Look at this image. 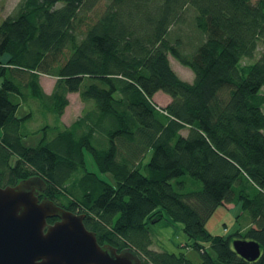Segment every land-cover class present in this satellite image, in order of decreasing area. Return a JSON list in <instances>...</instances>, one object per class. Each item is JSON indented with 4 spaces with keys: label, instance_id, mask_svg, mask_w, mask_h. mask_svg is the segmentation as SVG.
I'll return each mask as SVG.
<instances>
[{
    "label": "trees",
    "instance_id": "1",
    "mask_svg": "<svg viewBox=\"0 0 264 264\" xmlns=\"http://www.w3.org/2000/svg\"><path fill=\"white\" fill-rule=\"evenodd\" d=\"M41 75L56 79L49 94ZM263 87L264 0H20L0 23V186L41 178L43 196L142 264H193L151 249L163 219L199 264H264ZM74 93L87 110L68 126L30 131V113L17 116L36 100L62 116ZM228 205L252 226L212 235ZM237 239L259 259L239 257Z\"/></svg>",
    "mask_w": 264,
    "mask_h": 264
},
{
    "label": "water",
    "instance_id": "2",
    "mask_svg": "<svg viewBox=\"0 0 264 264\" xmlns=\"http://www.w3.org/2000/svg\"><path fill=\"white\" fill-rule=\"evenodd\" d=\"M45 190L39 177L0 186V264H142L130 248L100 246L84 225L85 214L57 206ZM232 249L248 262L261 255L254 241L234 240Z\"/></svg>",
    "mask_w": 264,
    "mask_h": 264
},
{
    "label": "rangeland",
    "instance_id": "3",
    "mask_svg": "<svg viewBox=\"0 0 264 264\" xmlns=\"http://www.w3.org/2000/svg\"><path fill=\"white\" fill-rule=\"evenodd\" d=\"M19 1L20 0H0V23L12 14ZM186 16H190V12H187ZM187 34L190 35L189 33ZM171 68L182 79L187 81L190 80V82L193 81L192 72L180 65L175 59L171 60ZM55 81L56 79L54 77L47 75L40 76V84L43 91L47 94L51 92ZM261 93L264 94V87L261 89ZM67 99L68 106L65 108L62 116L58 117L55 113H47V107L38 100L34 103L27 102V104L22 105L17 112V116L20 117L26 113H30L31 118L25 126L26 129L30 131L40 130L44 126H68L83 115V113L87 110V106L81 102L78 94H69ZM154 101L157 103L155 99ZM262 111L264 113V106H262ZM39 137L40 135L38 134L36 138H30V141L32 143H37ZM86 164L89 171L95 170L93 165H91L89 156L86 157ZM197 187L198 185L196 184V188ZM165 221L175 224L168 219H163L161 221H154V223L151 221V224L148 226L152 238L151 249L156 251L165 250L166 252L171 253H173V251L177 252L182 250L185 251V254L187 255L189 250H184L187 245V240L182 232V227L179 224H175L179 226L177 228L174 227L173 230L172 228H165L162 226ZM251 226L252 222L249 218V214L247 212H243L241 206L232 205L219 207L206 224L207 230L212 235L224 236L235 233L237 229L240 230L241 233H245V231ZM157 239H159V241ZM190 253L191 254H189L188 257L192 258L193 256L195 258L192 259L193 264H199V259H201L200 254L195 250H190Z\"/></svg>",
    "mask_w": 264,
    "mask_h": 264
},
{
    "label": "crops",
    "instance_id": "4",
    "mask_svg": "<svg viewBox=\"0 0 264 264\" xmlns=\"http://www.w3.org/2000/svg\"><path fill=\"white\" fill-rule=\"evenodd\" d=\"M54 86V85H53ZM52 89H53V87H52ZM50 93V92H49ZM156 97H157V99H158V101L160 102V104H162L163 106H165V105H167L168 103H169V99L167 98V97H164V96H162V95H160V94H156ZM175 224H177V223H175ZM175 224H172L171 222H164L163 224H162V226L163 227H167V228H172V230L174 229V227H178L179 225H175ZM164 236V235H163ZM158 238H160V237H158ZM158 241H159V239H157ZM184 249H186V248H184ZM152 250H154V249H152ZM187 250V249H186ZM154 251H156V250H154ZM165 251V250H164ZM180 251V250H179ZM179 251H177V252H174L173 251V253H179ZM185 252V251H184ZM189 253H190V250L188 251ZM171 253V252H170Z\"/></svg>",
    "mask_w": 264,
    "mask_h": 264
},
{
    "label": "flooded vegetation",
    "instance_id": "5",
    "mask_svg": "<svg viewBox=\"0 0 264 264\" xmlns=\"http://www.w3.org/2000/svg\"><path fill=\"white\" fill-rule=\"evenodd\" d=\"M57 219H54V221H56ZM53 221V222H54ZM97 243L100 245V246H105V245H109L108 243H106V242H101V243H99L98 241H97ZM117 250V249H116ZM118 251V250H117Z\"/></svg>",
    "mask_w": 264,
    "mask_h": 264
}]
</instances>
